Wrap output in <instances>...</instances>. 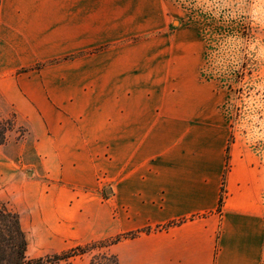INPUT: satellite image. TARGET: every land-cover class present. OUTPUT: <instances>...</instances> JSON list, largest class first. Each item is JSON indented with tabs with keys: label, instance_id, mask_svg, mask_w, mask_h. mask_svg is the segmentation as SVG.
<instances>
[{
	"label": "crops",
	"instance_id": "crops-1",
	"mask_svg": "<svg viewBox=\"0 0 264 264\" xmlns=\"http://www.w3.org/2000/svg\"><path fill=\"white\" fill-rule=\"evenodd\" d=\"M136 14L137 0H0V118L26 131L0 147V200L33 259L138 233L109 247L118 264H262L264 167L231 141L197 50L88 55Z\"/></svg>",
	"mask_w": 264,
	"mask_h": 264
},
{
	"label": "rangeland",
	"instance_id": "rangeland-1",
	"mask_svg": "<svg viewBox=\"0 0 264 264\" xmlns=\"http://www.w3.org/2000/svg\"><path fill=\"white\" fill-rule=\"evenodd\" d=\"M112 45L122 51L126 50L123 47L136 46L138 58L151 45L197 50L203 64L201 76L224 95L222 108L231 141L251 149L264 167V0H137L135 22H122L121 37L116 42H106L88 55L109 51ZM84 55L69 56L68 60ZM184 55L169 54L165 59ZM0 119L11 122L8 139L25 137L26 131L15 128L13 118ZM2 210L13 212L8 202L0 200ZM111 246L90 250L71 262L90 264L101 253L112 256ZM25 256L26 260L35 256L28 253V246Z\"/></svg>",
	"mask_w": 264,
	"mask_h": 264
},
{
	"label": "trees",
	"instance_id": "trees-1",
	"mask_svg": "<svg viewBox=\"0 0 264 264\" xmlns=\"http://www.w3.org/2000/svg\"><path fill=\"white\" fill-rule=\"evenodd\" d=\"M9 121L8 119H0V147L6 143L7 133L12 128ZM221 192L223 195V187ZM137 235L138 233H132L105 242H96L83 247L78 246L65 253L26 260L25 252L28 240L20 228L18 215L11 211L2 210L0 211V264H73L71 262L73 258L82 256L90 250L111 246L122 239L134 238ZM90 264H118V262L115 257L101 253L93 257Z\"/></svg>",
	"mask_w": 264,
	"mask_h": 264
}]
</instances>
